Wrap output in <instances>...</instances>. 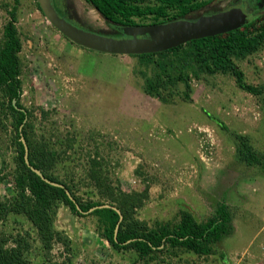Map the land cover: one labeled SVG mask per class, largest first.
<instances>
[{
	"label": "rangeland",
	"instance_id": "1",
	"mask_svg": "<svg viewBox=\"0 0 264 264\" xmlns=\"http://www.w3.org/2000/svg\"><path fill=\"white\" fill-rule=\"evenodd\" d=\"M11 1L0 0V38L7 19L3 4ZM231 1H214L187 18L223 10ZM60 4L72 24L120 35L83 0ZM258 5L263 6L264 0ZM16 27L21 41L20 103L32 114L35 133L48 135L54 129L74 146L78 144L79 161L98 154L106 172L117 178L125 192L148 187L147 200L136 208L139 221L148 226L175 221L181 207L203 221L218 202L229 207L234 231L217 244L215 255L161 256L165 262L264 264V175L259 168L236 160L237 143L229 133L245 135L255 150L264 151V106L259 97L237 88L232 77L217 74L191 81L190 102L182 98L179 84L168 102L160 103L142 92L141 66L135 58L70 43L31 0H20ZM238 66L246 82L264 85V48ZM41 111L47 113L43 120ZM208 115L219 119L229 132ZM0 136V166L1 158L6 165L0 172L3 201L15 194L10 181L14 145L9 128ZM83 185L81 190L87 189ZM95 222L94 216L80 217L60 205L53 226L70 241L65 248L53 243L44 251L34 228L21 215L11 214L0 222V237L24 235L31 264H143L132 250H113L96 233Z\"/></svg>",
	"mask_w": 264,
	"mask_h": 264
},
{
	"label": "trees",
	"instance_id": "2",
	"mask_svg": "<svg viewBox=\"0 0 264 264\" xmlns=\"http://www.w3.org/2000/svg\"><path fill=\"white\" fill-rule=\"evenodd\" d=\"M83 1L117 28L187 19L188 15L218 0ZM31 2L42 15L36 1ZM60 2L61 0H52L57 13L67 19ZM258 2L259 0H233L223 9L236 3L244 4L243 12L247 22L236 30L191 40L162 52L129 55L141 66L138 74L143 79L142 92L160 103H166L181 84L180 94L190 102L192 80L199 81L217 74L228 75L233 78L237 88L259 97L264 106V85L246 82L244 73L238 66L240 61L264 48V5L259 6ZM19 5L20 0L3 4L7 19L0 38V133L9 128L10 140L14 145V167L10 172V181L15 190L10 199L0 201V222L11 214L21 215L34 228L44 251H49L53 243H61L65 248L70 241L53 226L58 206L63 205L77 216H94L96 233L113 250H132L135 258L143 264H169L161 256H178L179 253L215 255L217 244L234 231L232 213L225 203L218 202L213 213L203 221H198L188 208L181 207L177 220L148 226L136 217V208H140L147 200L148 187L142 191L125 192L120 188L117 178L112 179L109 172H106L98 154L79 161L75 156L78 144L74 146L75 143L68 142L69 139L55 133L54 129L48 135L35 133L32 114L20 103L23 81L19 57L21 41L16 27ZM211 13L214 12L207 14ZM46 114L44 111L40 112L42 120ZM208 117L221 130L229 132L219 119L210 115ZM229 133L237 143L236 160L245 166L259 168L264 175V151L255 150L245 135ZM21 136L27 145L30 166L62 187L44 182L26 165ZM4 161L1 158L0 172L5 170ZM61 170L64 172L60 173ZM78 173L82 176L76 179ZM3 176L6 174L1 175L2 178ZM82 183L87 189L81 190ZM103 204L116 207L122 215L115 236L114 229L118 221L115 211L96 208L83 214L91 207ZM8 242L11 245L8 246ZM29 247L24 235H2L0 264H31L26 255ZM219 257L223 258V253H219Z\"/></svg>",
	"mask_w": 264,
	"mask_h": 264
},
{
	"label": "water",
	"instance_id": "3",
	"mask_svg": "<svg viewBox=\"0 0 264 264\" xmlns=\"http://www.w3.org/2000/svg\"><path fill=\"white\" fill-rule=\"evenodd\" d=\"M35 1L47 22L63 37L76 46L109 55L129 56L162 52L191 40L236 30L247 22L246 14L240 7H231L211 14L199 15L194 19L187 18L158 24L117 27L122 36L112 37L72 24L68 18L65 19L57 13L52 0ZM12 102L14 103V100ZM20 141L24 148L23 160L26 165L44 182L62 187V185L46 179L38 169L30 166L27 145L22 136ZM65 193L72 199L67 190ZM76 208L78 209V206ZM96 208H110L118 214V221L114 229L115 236L118 224L122 219L120 211L112 205L103 204L91 207L83 214L90 213ZM80 212L82 213L81 210Z\"/></svg>",
	"mask_w": 264,
	"mask_h": 264
},
{
	"label": "flooded vegetation",
	"instance_id": "4",
	"mask_svg": "<svg viewBox=\"0 0 264 264\" xmlns=\"http://www.w3.org/2000/svg\"><path fill=\"white\" fill-rule=\"evenodd\" d=\"M232 7H240L242 9V11H245V7L243 3H236L235 5H233ZM231 8V7H230ZM120 36H122L120 34ZM119 37V36H118Z\"/></svg>",
	"mask_w": 264,
	"mask_h": 264
}]
</instances>
